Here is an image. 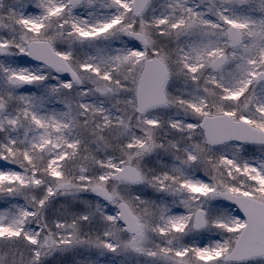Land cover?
I'll return each mask as SVG.
<instances>
[{"label": "snow or ice", "instance_id": "obj_1", "mask_svg": "<svg viewBox=\"0 0 264 264\" xmlns=\"http://www.w3.org/2000/svg\"><path fill=\"white\" fill-rule=\"evenodd\" d=\"M0 264H264V0H0Z\"/></svg>", "mask_w": 264, "mask_h": 264}]
</instances>
